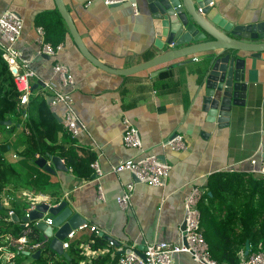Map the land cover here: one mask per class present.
<instances>
[{
	"label": "crops",
	"instance_id": "crops-1",
	"mask_svg": "<svg viewBox=\"0 0 264 264\" xmlns=\"http://www.w3.org/2000/svg\"><path fill=\"white\" fill-rule=\"evenodd\" d=\"M63 3L89 53L109 68L127 69L159 55L152 19L140 0L110 7L101 0H63ZM133 3L137 13L131 7ZM211 3L208 7L213 20L219 18L241 26L264 22V0H211ZM55 9L54 0H0V16L13 11L23 21L15 47L20 53V66L25 63L35 74L31 80L32 99L42 97L54 118L65 128L66 107L50 106L49 102L54 92L69 95L74 113L84 126L72 140L73 148L80 159L93 157L92 163L96 161L102 172V176H95L91 163V177L80 179L68 168L56 171L50 166L53 169L50 180L58 188L57 202L51 197L53 203L67 202L71 211L88 225V229L76 231L69 240L70 245H78L85 258L79 264H92L106 255L112 262L116 253L141 250L156 242L180 244L184 198L191 187L199 188L203 195L210 175L237 172L255 176L253 172L264 161V60L242 54L244 81L248 84L245 104L233 107L226 125L221 127L216 122H207L202 111L196 74L199 55L194 56L193 64L172 67L169 63L118 76L86 60L69 33L55 56L39 54L41 42L37 29L42 28L36 26L35 20ZM41 40L46 43L44 35ZM54 64L68 68L74 80L72 87L61 85L52 73ZM49 82L54 83L53 89L46 85ZM124 120L137 129L144 154L156 155L171 166L164 186L135 183L128 172L112 171L119 161L136 158L139 153L123 145ZM175 134L182 136L185 149L162 150L160 144ZM12 136L9 133L1 139L9 141ZM9 158L12 161L11 155ZM13 160L15 166L16 160ZM15 170L24 178L23 170L18 167ZM130 183H134L130 201L123 210L116 199ZM98 185L103 200L98 198ZM10 189L7 191L12 192ZM92 226L98 230L97 234L89 230ZM92 236L104 240L107 237L110 241L106 240L105 247L93 251L89 247ZM258 248L264 249L261 244ZM68 249L64 251L68 253ZM244 252L243 249L238 253L240 264ZM173 264L198 263L187 254H178L173 257Z\"/></svg>",
	"mask_w": 264,
	"mask_h": 264
},
{
	"label": "trees",
	"instance_id": "trees-1",
	"mask_svg": "<svg viewBox=\"0 0 264 264\" xmlns=\"http://www.w3.org/2000/svg\"><path fill=\"white\" fill-rule=\"evenodd\" d=\"M35 22L44 31L46 43L52 47L64 43L68 31L56 9L40 15ZM18 98L13 76L0 51V198L2 194L11 197L9 207L1 204L0 208V252L9 253L13 264H79L85 258L78 245L69 246V260L46 248L28 263L25 262L29 257L12 247L13 241L23 236L25 226L20 221L13 222L8 213L12 211L21 218L29 207L18 193L26 191L49 195L57 202L58 188L51 182L50 174L36 164V160L41 157L49 161L52 157H59L66 168L80 179L91 177L90 164L93 161L91 156L78 158L72 145L73 139L54 118L42 97L31 98L25 109L19 107ZM2 121H11V125L5 127L1 125ZM15 131L19 150L14 153V166L7 158L11 142L2 140L1 136ZM15 167L24 171V178ZM9 187L12 192L7 191ZM205 189L197 209L200 231L210 256L224 264H240L238 253L245 250L246 243L249 244V253L256 251L259 244L264 247V182L249 174L218 172L208 177ZM28 225L31 228L29 240L39 242L41 232L32 222ZM89 240L93 251L102 249L108 243L102 237L92 236ZM120 256L116 253L111 262L106 255L95 259L92 264H107L108 261V264H115ZM0 264H3L1 260Z\"/></svg>",
	"mask_w": 264,
	"mask_h": 264
},
{
	"label": "water",
	"instance_id": "water-1",
	"mask_svg": "<svg viewBox=\"0 0 264 264\" xmlns=\"http://www.w3.org/2000/svg\"><path fill=\"white\" fill-rule=\"evenodd\" d=\"M54 1L56 10L80 54L95 67L109 74L127 76L169 63H172V67L184 66L193 64L194 56L199 55L196 74L202 97V111L206 114L207 122H216L221 127L226 125L233 107L245 104L248 84L244 81L245 57L242 54L248 53L251 59L264 60V22L241 26L226 23L219 18L213 20V13L208 7L211 0H140L152 19L157 37L155 46L159 55L136 66L114 70L89 53L63 0ZM1 125L9 127L11 121H2ZM36 164L49 174L53 169L67 170L59 157H52L50 164L39 157ZM27 215L21 218L12 215L11 220L16 223L20 221L22 225L37 221L35 227L47 241V248L57 256L69 260L62 243L71 231L85 224L84 219L73 213L65 201L51 206L36 204ZM45 218L51 220V225L45 224ZM180 229H184L183 224ZM104 238L110 241L109 238ZM129 252L130 250L121 251L120 254ZM248 253L249 244L246 243L244 255L247 256ZM24 254L34 259L41 252L26 251Z\"/></svg>",
	"mask_w": 264,
	"mask_h": 264
},
{
	"label": "built area",
	"instance_id": "built-area-1",
	"mask_svg": "<svg viewBox=\"0 0 264 264\" xmlns=\"http://www.w3.org/2000/svg\"><path fill=\"white\" fill-rule=\"evenodd\" d=\"M127 1L128 0H101L103 5L107 7L120 5ZM87 5H89L88 2ZM209 5H212V3ZM131 7L134 12L137 13V7L134 3L131 4ZM22 29L23 21L15 12L6 11L0 16L1 56L7 63L9 71L13 76L14 85L19 94V107L25 109L33 97L31 80L35 77V74L28 69L25 63H22L20 66L18 62L20 53L15 45L21 36ZM37 32L40 36L41 42L39 54L48 57L55 56L56 53L60 51L61 45L52 47L50 44L42 42L41 37L44 35V32L40 28L37 29ZM20 68H22L21 72ZM52 73L57 76L63 87H72L74 85L73 77L69 73L67 67L61 64H54L52 67ZM46 85L50 89L54 88V83L51 84L49 82ZM71 102L72 100L68 94L54 92L49 104L50 106L63 104L66 107L65 129L70 137L74 139L82 130H84V126L75 115ZM23 117H26L25 113L23 114ZM122 142L126 148L137 150L139 152L138 156L136 158L119 161L113 166L112 171L115 173L124 171L128 172L137 180L135 183L146 184L153 187L164 186L169 177L171 166L167 162L159 159L156 155L144 154V151L141 148L139 133L128 120L123 121ZM160 147L162 150L167 149L174 152L185 149L183 138L178 134H175L173 137L162 142ZM251 163L254 164L255 161L251 160ZM91 167L94 170L95 176H102V172L96 161L91 164ZM253 175L264 182V161L260 163L257 170L253 172ZM133 184L134 183L127 184L124 192H122V194L116 199L118 206L123 210L127 208L130 201ZM97 191L99 200H103L104 195L99 185ZM18 194L29 205L23 215L26 217L28 216V211L32 210L36 204L44 203L49 206L54 205L53 199L49 195L33 194L26 191H22ZM201 197V190L197 187H191L184 198V216L182 220L184 229L181 230L182 242L180 244L176 245L168 242H156L145 246L141 250L131 249L128 254H122L116 261V264H173V257L178 254H187L193 262L198 264H224L221 261L211 258L208 245L200 231V214L197 209V204ZM10 200L11 197L7 196L0 198V202L4 203L7 207H9L8 203ZM8 214L9 217L14 215L12 211H9ZM36 222L37 221L32 222L33 225H35ZM44 222L47 225H51V220L48 218H45ZM28 224L30 223H25L23 236L13 241L12 247L18 251H29L32 253L36 251H44L47 248V241L44 239L36 243L31 242L28 238V235L31 233V228ZM87 227L88 225L84 224L77 230L71 231L62 243L63 250L68 249L70 241L74 238L76 231L88 229ZM89 230L96 234L98 233L96 227L92 226ZM109 245L112 246L113 243L109 242ZM241 264H264V251L258 248L256 251L248 253L247 256L242 258Z\"/></svg>",
	"mask_w": 264,
	"mask_h": 264
},
{
	"label": "rangeland",
	"instance_id": "rangeland-1",
	"mask_svg": "<svg viewBox=\"0 0 264 264\" xmlns=\"http://www.w3.org/2000/svg\"><path fill=\"white\" fill-rule=\"evenodd\" d=\"M17 134V131H15L13 133V136L11 137V139L9 140L10 143V150L8 151L9 154H8V159L10 161V158H9V155H11V160L14 161L13 159L16 160L15 156H14V153L19 150V147H18V144H19V139H18V136L16 135ZM12 161H10L11 163H13ZM9 205V203H8ZM12 256L9 254V253H1L0 252V260L3 262V264H13L12 260H11ZM30 257L26 260L25 263H28L30 261Z\"/></svg>",
	"mask_w": 264,
	"mask_h": 264
}]
</instances>
